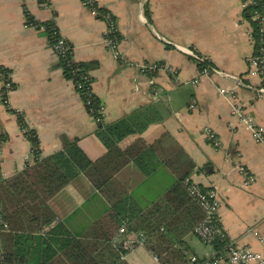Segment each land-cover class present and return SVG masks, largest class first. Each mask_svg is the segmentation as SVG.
Returning a JSON list of instances; mask_svg holds the SVG:
<instances>
[{"label":"crops","instance_id":"crops-1","mask_svg":"<svg viewBox=\"0 0 264 264\" xmlns=\"http://www.w3.org/2000/svg\"><path fill=\"white\" fill-rule=\"evenodd\" d=\"M95 2L113 15L119 49L130 62L113 57L104 41L107 23L91 14L81 0H0V66L10 70L15 85L8 94V105L0 99V136L5 137L1 177H12L36 158L9 108L21 112L26 128L35 131L40 157L61 149L62 137L76 140L92 160L106 151L96 135L97 122L63 75L47 37L37 27L26 25L28 12L36 21H54L59 34L72 44L76 60L97 62L90 75L92 92L105 105L104 123L147 104L158 107L161 118L126 136L120 146L138 138L151 143L168 134L194 161L192 180L202 187H217L221 197L218 221L229 240L260 250L254 232L264 235V142L251 138L248 127L231 114L228 97L218 91V86L234 85L238 103L264 127V89H255L259 78L247 75L255 52L254 29L243 16L240 0ZM198 57L208 59L214 69L200 73ZM136 62H159L165 68L150 83L147 75L136 71ZM204 128L216 134L217 147L206 138ZM240 165L254 175V182L244 184ZM124 168L118 177L142 207L157 200L176 181L164 164L149 175H142L133 163ZM48 204L55 214L53 222L64 224L76 236L109 208L105 197L81 172ZM209 248L207 255L187 253V259L191 254L208 258L212 255ZM155 256L146 245H138L123 258L129 264H161Z\"/></svg>","mask_w":264,"mask_h":264},{"label":"trees","instance_id":"trees-1","mask_svg":"<svg viewBox=\"0 0 264 264\" xmlns=\"http://www.w3.org/2000/svg\"><path fill=\"white\" fill-rule=\"evenodd\" d=\"M254 1L242 13L254 29L252 36L256 49L257 25L252 14L260 10L261 1ZM96 9L98 17L106 11L98 5ZM25 16L29 22H39L28 12ZM41 23L44 25L41 33L51 46L58 36V28L52 20ZM117 36L120 40L119 33ZM198 63L200 70L206 68L209 73L214 69L208 59L198 57ZM58 65L67 79L80 82L81 88L76 91L81 100L90 99V106L96 110L98 98L88 97L86 91L88 82L92 83L90 71L97 62L78 61L66 55L58 58ZM8 72L9 69L0 66V73L5 76ZM85 107L89 108V105ZM9 110L16 115L19 126L26 128L23 114L13 108ZM98 115L94 112L91 116L98 124L96 135L106 151L94 160L87 156L76 140L65 137H62L61 149L40 157L35 131L27 129L24 132L36 156L34 163L26 165L10 178L0 175L1 211L8 225V230L1 234L6 264H129L122 257L125 250L111 241L122 225L128 233H146V246L161 264H189L187 253L190 248L185 236L203 218L202 210L183 184V179L195 168L194 161L168 134L151 143L138 138L126 147L120 146L126 136L141 132L148 124L161 118L154 104L139 107L112 123H104L103 117ZM0 140L4 142L5 137L0 136ZM129 163H133L142 175H149L164 164L173 172L176 181L157 200L142 207L118 177ZM80 172L105 197L109 208L76 236L64 224L53 222L55 214L48 201ZM52 222L45 232L40 233ZM226 244V239L216 241L213 248L220 250Z\"/></svg>","mask_w":264,"mask_h":264},{"label":"built area","instance_id":"built-area-1","mask_svg":"<svg viewBox=\"0 0 264 264\" xmlns=\"http://www.w3.org/2000/svg\"><path fill=\"white\" fill-rule=\"evenodd\" d=\"M44 1V0H43ZM83 5L93 14L98 17V10L96 9L95 0H81ZM260 10H256L252 15V18L256 20V36H257V48L254 54L249 59V69L247 71L248 76L259 78V83L255 87L257 90L264 89V0H260ZM255 3L254 0H240V7L243 12L245 7ZM98 18L104 20L107 23V29L104 32V41L107 48L112 52L113 57L121 62H130L123 52L119 49V38L117 36V28L113 15L109 11H105ZM27 26L37 27L39 30H44V25L41 22L33 23L26 20ZM53 51L59 58L60 56L71 55L74 58L73 46L65 38H63L58 31V36L55 42L51 45ZM206 59V58H201ZM135 69L139 74L147 75L151 80L154 74L159 70L165 68V65L159 62H136L134 63ZM168 70H172L168 67ZM200 73H208L206 68L200 70ZM11 73L8 72L5 76L0 73L1 79V101L3 104L8 105V94L14 89V84L10 77ZM76 89L81 88L80 82H76L73 78L69 79ZM88 81V80H87ZM88 88L86 94L88 97L95 98L96 96L92 92V83L88 82ZM151 86H154L153 84ZM157 92V89H153ZM218 91L223 96L228 97L231 106V114L235 115L242 121L249 129L250 136L255 142H264V127L255 122L252 114L246 107L241 106L238 103V93L234 85L218 86ZM83 104L89 105V108L85 109L92 115L96 112L99 117H103L105 111V105L98 99V106L96 110L90 106V99H87ZM192 107V105H191ZM98 117V118H99ZM23 132L27 131V128H21ZM204 134L206 138L215 147L219 145V140L216 134L210 128H204ZM3 140H0V159L2 155ZM238 170L241 172L244 178V184H250L255 181L254 175L249 172L247 168L240 165ZM183 184L188 195L193 201L197 203L203 212V218L194 226L192 232L196 234L204 243L209 245L212 250V255L208 258H201L197 255L191 254L188 256L189 264H264V235L254 232L260 241L262 248L260 250H254L248 245H239L229 240L226 230L220 225L218 221V212L221 205V197L216 186L202 187L192 180L189 176L183 179ZM8 230L7 222L1 211L0 204V264H6L5 252L3 249L1 234ZM148 235L142 231L140 232H126L125 227L122 225L119 227L116 234L112 237L113 244L118 245L125 250L122 257L130 251L132 248L138 245H146ZM226 239L227 244L225 248L216 250L213 248V244L216 241H222ZM153 252V251H152ZM154 254V253H153ZM156 257V256H155Z\"/></svg>","mask_w":264,"mask_h":264},{"label":"rangeland","instance_id":"rangeland-1","mask_svg":"<svg viewBox=\"0 0 264 264\" xmlns=\"http://www.w3.org/2000/svg\"><path fill=\"white\" fill-rule=\"evenodd\" d=\"M256 86L257 85L254 84V87ZM186 241L190 246V251L188 253L207 255V252L210 250L209 246L194 233L187 234Z\"/></svg>","mask_w":264,"mask_h":264}]
</instances>
